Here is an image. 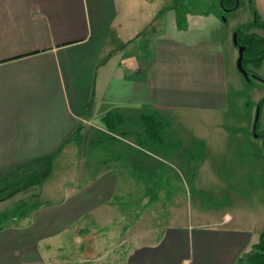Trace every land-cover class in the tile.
<instances>
[{
	"label": "crops",
	"instance_id": "0c3cea01",
	"mask_svg": "<svg viewBox=\"0 0 264 264\" xmlns=\"http://www.w3.org/2000/svg\"><path fill=\"white\" fill-rule=\"evenodd\" d=\"M184 3L0 0V179L75 161L85 146L77 179L0 230V264H248L242 258L264 231V196H243L219 218L180 219L162 174L181 149L205 145L210 125L229 159L264 158L251 151L248 123L223 120L241 102L238 25ZM109 114L123 122L107 127ZM144 116L162 121L165 145L147 138ZM197 117L220 121L190 122ZM243 167L206 175L233 192L252 176Z\"/></svg>",
	"mask_w": 264,
	"mask_h": 264
},
{
	"label": "rangeland",
	"instance_id": "374dc122",
	"mask_svg": "<svg viewBox=\"0 0 264 264\" xmlns=\"http://www.w3.org/2000/svg\"><path fill=\"white\" fill-rule=\"evenodd\" d=\"M234 2L235 0H229L227 3L228 7L232 6ZM179 4H183V1H180ZM184 4H187V6L189 5L192 12H216L221 16V19L227 23V25H230L231 23L237 24L238 27L236 30L242 25L252 22L255 19L256 11L260 17L264 19V0H236V4H239L238 9L232 11L225 8V2H223V0H186V3ZM236 30L234 31V34L236 33ZM250 32L260 34L264 37V31L259 27L252 28ZM236 49L238 61L239 48L236 47ZM246 67L248 70L255 71L264 79V61L259 67H257L253 61H247ZM241 77L243 81V89H241L240 92L241 102L239 99L236 100L231 113L227 115L229 118L223 120L231 123L233 127L243 122L248 123L252 130V133H250V137H252L251 151L253 154L261 151V154L262 151L264 152V137L260 136L259 138H256L257 135L255 134L254 129L260 104V102L257 103L256 98L264 94V80L251 76L252 83H249L247 79L243 78V76ZM192 121L194 124H214V122L220 120L197 117L190 122ZM213 128L214 127L210 125L209 132H206L205 138L207 140L205 139L206 143L203 147H201L202 145L197 148L194 145H187L185 150L181 149L186 155L182 156V160L174 163L176 167L173 169V172L167 171L168 169L165 168L162 172V174L167 173L169 175L173 182L175 192L177 190L178 195H173L175 193H172L171 195L175 206L178 208L177 210L180 219L186 218L192 220L200 218V216L204 214L219 218V216L224 214L227 210L226 207L235 204L243 196L250 197V194H252V196H264V158L258 159L256 158L257 156L252 157L250 154L243 162H238L236 158L229 159L227 149L232 148L227 144L215 145L216 140L213 134ZM263 131L264 107L261 112L257 134L262 135ZM81 148L83 153L80 156L78 154L77 160L75 161L67 163L62 161L36 163L20 169L12 178L0 179V218L2 214L9 217V219L2 224L8 225L22 222L20 216L21 218L23 217L22 215L27 216L32 204H37L38 201L51 200V198L55 199L58 197L49 195L48 191H50L52 186L55 184L59 185L60 183H70L77 179V175L83 171V162L81 161V158L83 159L84 157L85 146L82 145ZM248 150L250 151V149ZM242 163L244 166L243 169L248 168V171H252V176L244 179L246 181V187H244V189L242 187V190L241 187H238L237 189H234L235 191L233 192L226 190L221 192L218 181H222L223 179H214L211 178V176L206 175L215 173L229 176H231L230 174H233L234 176V168H236V166L240 167ZM203 164L205 166L202 169ZM162 165H165V163ZM49 173H51V175L44 183L43 190L42 182ZM193 176L197 177L196 180L193 179ZM236 179L239 182H242L240 178H233L232 181H235ZM166 196L168 197L167 200H169L170 194L166 195L165 193H161L162 198ZM151 197V195H147L148 201ZM13 212H16L15 218H12L14 215ZM65 264H77V261L72 259L66 261Z\"/></svg>",
	"mask_w": 264,
	"mask_h": 264
},
{
	"label": "trees",
	"instance_id": "16d2710c",
	"mask_svg": "<svg viewBox=\"0 0 264 264\" xmlns=\"http://www.w3.org/2000/svg\"><path fill=\"white\" fill-rule=\"evenodd\" d=\"M228 1L229 0H223V2H225V8H227V10L232 11L238 8L239 4L238 5L236 4V0L234 4L230 7H228L227 5ZM254 27H259L264 31V19L260 17L257 11L255 13V19L252 22L248 24H244L239 29L236 30L239 44L242 46H246V50L244 52V59H243V64L246 69H247L246 67L247 61H253L257 67H259L261 63L264 61V37L257 33H251L250 30ZM248 71L250 75L253 76L254 78L264 80L255 71L252 70H248ZM263 107H264V98L260 101L259 104L260 116L256 122V133L258 132V127H259V122ZM103 122L107 127H112V126L115 127L116 125L121 124L123 122V119L119 115L109 114L103 118ZM142 123L145 127V133L148 139L157 141L160 144L165 145V143L162 141L161 138V132L163 129V123L161 120H157L153 116H144L142 118ZM258 135L259 137L260 136L264 137V131L262 135L261 134ZM150 195L152 196L151 199L154 200L153 198H155L156 195H153L152 193H150ZM35 206L36 203L32 204L30 207L31 210L34 209ZM13 214L14 215L12 218H15L16 212H13ZM0 219H1L0 230H2L6 226L3 225L2 223L6 222V220L9 219V217L2 214ZM242 260H245V262H247L248 264H264V231L260 235L258 242L252 245L251 250L244 255Z\"/></svg>",
	"mask_w": 264,
	"mask_h": 264
},
{
	"label": "water",
	"instance_id": "95a60500",
	"mask_svg": "<svg viewBox=\"0 0 264 264\" xmlns=\"http://www.w3.org/2000/svg\"><path fill=\"white\" fill-rule=\"evenodd\" d=\"M234 43L235 45L239 48V58H238V61H237V67H238V70L242 73V75L248 80V81H251V75L249 73V71L244 67V64H243V59H244V52L246 50V46H242L239 44L238 42V36H237V33L234 34ZM259 116H260V108H258V113H257V118H256V122L257 120L259 119ZM257 135V134H256Z\"/></svg>",
	"mask_w": 264,
	"mask_h": 264
}]
</instances>
